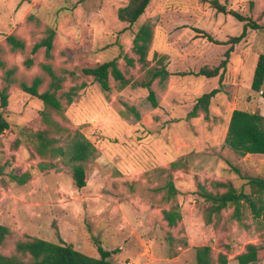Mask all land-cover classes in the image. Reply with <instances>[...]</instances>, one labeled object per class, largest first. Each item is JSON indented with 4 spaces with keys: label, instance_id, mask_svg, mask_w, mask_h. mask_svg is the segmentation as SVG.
Segmentation results:
<instances>
[{
    "label": "rangeland",
    "instance_id": "obj_1",
    "mask_svg": "<svg viewBox=\"0 0 264 264\" xmlns=\"http://www.w3.org/2000/svg\"><path fill=\"white\" fill-rule=\"evenodd\" d=\"M219 1L261 27H249L233 44L222 85L219 77L215 79L220 92L211 100L209 117L200 112L188 118L197 98L213 89L211 80L176 74L166 84L157 79L152 88L158 106L153 107L148 89L132 85L150 78L148 67L133 51L139 26L153 24L149 65L158 52L168 57L170 71L193 72L204 65L217 66L246 21L201 0H152L133 25L118 18L119 8L129 0H0V92L8 86L9 93L8 106L0 110L10 123L0 133V223L10 229L0 254L29 262L30 256L17 252L16 243L39 237L63 240L94 257H99L101 244L113 251L111 260L119 264H197L196 248L207 244L212 247V264H223L221 254L227 264H238L236 256L248 243L264 244V189L250 181L264 180V154L239 156L220 142L234 109L264 114V99L251 87L264 53V0ZM50 28L56 31L52 57L46 56L45 47L33 53L34 44ZM10 34L23 40L25 48L14 51L6 39ZM125 56L134 58L135 65H128ZM28 58L32 66L26 65ZM114 58L130 80L124 87L110 75L111 88L104 90L82 73L83 67ZM46 63L63 77L60 111L20 87L40 76L39 91L48 90ZM9 69L14 70L10 84L5 80ZM73 88L76 93L69 102L67 93ZM39 133L51 141L43 151ZM81 138L95 148L87 161L75 162L52 150H68ZM173 162L177 168L171 167ZM76 164L86 169L83 188L75 183ZM22 175L25 183L18 182ZM171 179L179 193L169 201ZM215 180L231 181L249 194L262 208L260 216L243 201L241 220L231 216L234 207H229L207 222L209 203L200 185L217 190ZM176 203L182 219L169 226L163 212Z\"/></svg>",
    "mask_w": 264,
    "mask_h": 264
},
{
    "label": "trees",
    "instance_id": "obj_2",
    "mask_svg": "<svg viewBox=\"0 0 264 264\" xmlns=\"http://www.w3.org/2000/svg\"><path fill=\"white\" fill-rule=\"evenodd\" d=\"M202 2H209L212 7L219 12L230 13L241 21H246L242 33L238 36L231 38L232 45L225 51V58L214 67L208 65L202 66L199 71L191 72H179L172 73L168 69L166 60L168 57L165 54H154L153 65H149L148 51L150 49L153 37L154 29L152 23H143L139 26L133 39V51L139 56L138 61L145 67H148L147 74H150V78L146 82L140 84H132L133 86H141L148 89L147 98L151 101L153 107L158 106V99L155 90L152 88V83L158 79L160 84H166L172 75H186L195 74L203 75L205 77H219V84L222 85L224 79V71L227 67V63L231 52L233 51V44L240 42L246 35L249 27L252 29H258L261 26L245 18L242 14L233 9H228L225 4H222L219 0H201ZM152 0H129L128 4L119 8L118 18L123 22L129 23V25L135 24L142 15L145 14L147 8L151 4ZM203 33L202 30H198ZM56 31L52 28L48 30V35L35 43L32 52L36 53L40 48L45 47L46 56L52 57L53 40ZM204 34V33H203ZM207 39L216 44H222V42L214 39L210 34H205ZM7 41L11 45V48L15 51L25 48V42L15 35H8ZM126 62L130 66L135 65V59L129 56H125ZM33 59L28 58L26 60L27 66H32ZM3 62L0 60V66ZM45 71L51 76V83L49 89L43 92L39 91V87L43 83V78L37 76L34 78L31 85L21 82V89L39 99H41L47 107L55 110H62L63 103L62 97L58 95V91L62 88L63 77L56 74L52 66L48 63L43 64ZM13 69H9L6 72L5 80L10 84L13 82L12 73ZM82 73L84 75H90L93 79L101 85L102 89L110 90V75L116 80L121 82V86L124 87L129 84L130 80L126 78L124 72L118 67V58H114L109 61H105L96 66L83 67ZM84 86V85H83ZM81 86V87H83ZM251 87L254 91L259 92L264 99V53L260 54L255 71L253 74ZM8 86H6L0 92V107L6 108L9 104ZM73 88L72 92L67 93V99L69 102L73 101V95L76 91ZM220 92V87L213 88L208 92H204L200 95L192 110L188 113L187 117H197L200 112L204 113V118H208L210 115V104L213 97ZM10 127V123L4 116L3 110H0V133H3ZM39 137L42 140V150L48 147L51 143L43 133H39ZM225 144L229 146L239 156H246L247 154H264V114L257 111H248L244 109H234L231 112V116L228 122L227 134L225 137ZM52 150L62 156H69L70 160L75 162L87 161L92 157L95 151L92 143L85 138L78 139L73 142L68 150L61 147ZM177 162H173L171 167L177 168ZM75 183L78 188H83L86 185V169L83 164H76L73 167ZM27 175V174H26ZM24 177V178H22ZM18 178L19 183H25V176L22 175ZM17 178V176H16ZM251 183L256 184L261 189H264V180H258L257 178H250ZM213 187L217 190H208L203 185L201 187V193L204 197V201L209 203L205 208V217L207 222L212 223L214 218L222 213L223 210L234 207L231 216L237 220H241V206L243 201H248L252 207L255 217L260 216L261 209L258 208L255 200L251 198L249 194L244 191L238 190L231 181L215 180L212 182ZM168 200H174L179 193L173 180L168 182ZM219 188H224L223 191H219ZM164 218L167 220L169 226H176L182 219L180 205L178 203L172 205L168 210L163 212ZM10 229L8 226L0 223V244L3 243L5 238L9 235ZM99 257L87 255L80 250L74 248L73 245L61 240L60 242L48 241L39 237H31L28 240H19L16 243V250L23 255L30 256V261L25 262L18 255H4L0 254V264H119L111 260L113 254L112 250L104 248L101 244L97 246ZM212 247L210 245H201L196 248V261L197 264H212ZM221 261L223 264H227V258L224 254H221ZM238 264H257L264 260V244L248 243L245 250L236 256Z\"/></svg>",
    "mask_w": 264,
    "mask_h": 264
},
{
    "label": "crops",
    "instance_id": "obj_3",
    "mask_svg": "<svg viewBox=\"0 0 264 264\" xmlns=\"http://www.w3.org/2000/svg\"><path fill=\"white\" fill-rule=\"evenodd\" d=\"M197 71H199V70H197ZM197 71H195V72H197ZM171 72L172 73H174L175 71H173V70H171ZM179 72H182V71H179ZM179 72H175V73H179ZM185 72V71H184ZM177 76H179V77H182V75H177ZM177 76H172L170 79H171V81L172 80H174V77H177ZM185 77L186 78H189V77H195L196 79H198L200 82L201 81H203L204 79H210L211 80V84L213 85V88H216V87H214L215 86V79L218 77H205V76H203V75H195V74H186L185 75ZM222 83H223V81H222ZM212 89V88H211ZM207 91H209V90H207ZM174 101V100H173ZM196 103V102H195ZM211 109V108H210ZM230 116L231 115H229L228 116V118H227V121L225 122V126H224V132H223V138H222V140L220 141V142H225V137H226V134H227V129H228V122H229V119H230ZM211 142H215L214 141V139H213V141L211 140ZM261 155V154H260ZM131 264V263H130Z\"/></svg>",
    "mask_w": 264,
    "mask_h": 264
}]
</instances>
